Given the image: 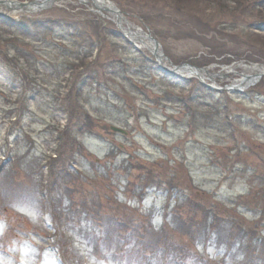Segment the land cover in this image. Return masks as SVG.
<instances>
[{"label": "rangeland", "instance_id": "rangeland-1", "mask_svg": "<svg viewBox=\"0 0 264 264\" xmlns=\"http://www.w3.org/2000/svg\"><path fill=\"white\" fill-rule=\"evenodd\" d=\"M111 1L122 25L149 30L173 63L227 73L205 75L217 87L241 77L222 67L264 65V0ZM7 13L0 264H177L153 260L148 240L159 256L171 245L186 248L185 260L243 264L238 244L217 248L216 232L193 242L182 229L210 208L218 226L236 218L264 238V77L211 91L161 72L92 0ZM260 248L250 262L264 264Z\"/></svg>", "mask_w": 264, "mask_h": 264}, {"label": "trees", "instance_id": "trees-1", "mask_svg": "<svg viewBox=\"0 0 264 264\" xmlns=\"http://www.w3.org/2000/svg\"><path fill=\"white\" fill-rule=\"evenodd\" d=\"M0 21L10 22V20H0ZM220 216L217 213V211H214L209 208V210L206 212L205 217L203 218V221L195 222L193 224L191 223V225H189L190 226L189 228L186 225H184V228L182 229V231L184 233H187L190 240H192L193 242H199L203 244H206L207 242L212 241V240L214 241L213 236H214V233L216 232L218 233V241H217L218 245H215L217 248H221L224 245V243H227L230 246L238 244L239 247L236 249L238 251L243 252L237 255V256L243 255L240 258L241 260L240 262H242L243 264H254L250 262L251 257L249 256L252 254L248 250L251 248L253 244L254 245L259 244V248L260 247L262 248L261 245L264 242L262 241V239L264 240V238L261 239V237H258L256 233L257 229H255V227H252L248 223L247 224L242 223L240 220L238 221L236 218L234 219L224 218L225 219L224 223L221 226H218L217 221L221 220ZM192 221L194 220L192 219ZM215 226H217L216 228L217 230L214 229ZM148 231H149L148 228H145V230H143V232L145 233ZM151 235H153L154 237L157 236V234L155 235V232H152ZM143 236L145 240L147 241L145 234H143ZM148 241L146 242L147 246L150 247L148 254L150 253L151 255H153V257H151L153 260L157 256V258L160 259V262L166 259H170L169 261H171V263H177V264H204L206 263L205 259L204 258L202 259V257H197L194 261H189L191 259H189V256H188L187 260H185L187 256L186 252L188 253L186 248H175V247L173 248L170 244H169L170 245L169 247L166 246V247L161 248L163 250V253L161 256H159L160 253L158 252L156 253V251H160V247H161L160 243L157 244L155 242L156 243L155 244L154 241H149V242ZM138 244H139V253H140L142 252V247H143V244L145 243H141V240L139 239ZM165 244L167 245L168 243H165ZM130 246L131 245H129V247ZM255 249H258V247H255ZM261 250L263 251H261L262 253L259 255H262V257H264L263 256L264 248H262ZM143 255H146V253H144ZM227 256L228 255H226L225 258ZM230 258L233 259V257H230ZM177 261H180V262H177ZM199 261H203L204 263H199ZM224 264H225V259H224ZM226 264H236V263L233 261V262L226 263ZM255 264H258V263H255Z\"/></svg>", "mask_w": 264, "mask_h": 264}, {"label": "water", "instance_id": "water-1", "mask_svg": "<svg viewBox=\"0 0 264 264\" xmlns=\"http://www.w3.org/2000/svg\"><path fill=\"white\" fill-rule=\"evenodd\" d=\"M40 0H34V1H31V3H21V2H16V1H10L12 5L16 6V7H28V6H32V5H36L39 3ZM46 1H49V0H46ZM1 3H4V1H0ZM106 10L108 11H113L112 8H109V7H106ZM120 17V12L118 10H116V12ZM147 38L149 41H151L153 44H154V49L151 50L152 53H153V56L155 57L156 61L161 70H163V72H166V73H169V74H180V71L183 70V69H190V71H192L193 73H195L198 78H200V80L202 82L205 83V81H203V78L201 77V75L198 73V72H201L203 69H198V68H194L193 66H191L190 64H181V65H173L171 63V60L169 57L165 56L163 53H162V49H161V46H160V43L158 40H156L155 38H153L150 34L147 35ZM168 61L170 62V64L173 66L172 68H168L166 65H165V61ZM182 77V76H181ZM208 87L210 88H213L215 89V86H212L211 84H208V83H205ZM228 89H241L239 86L236 87V85H229L228 86ZM110 128H112L113 131H116V132H119V133H126L125 130L119 128V127H116V126H111Z\"/></svg>", "mask_w": 264, "mask_h": 264}, {"label": "bare ground", "instance_id": "bare-ground-1", "mask_svg": "<svg viewBox=\"0 0 264 264\" xmlns=\"http://www.w3.org/2000/svg\"><path fill=\"white\" fill-rule=\"evenodd\" d=\"M99 1L102 4L108 3V0H99ZM125 30L127 32H130L132 37L138 38L139 41L146 39V33L143 30H140L137 28H131V27H128V28L126 27ZM139 43H140L141 47L149 48L150 50L152 48L150 43H147L145 41H142V44H141V42H139ZM241 68H243L244 70L240 74H244V75H243V78L236 80V85L240 84L243 81L246 83L245 84L246 86L252 85L259 79L258 77H260L264 73V65H262V64H254L251 66H245L243 64V66ZM229 70H233V69L230 68Z\"/></svg>", "mask_w": 264, "mask_h": 264}]
</instances>
